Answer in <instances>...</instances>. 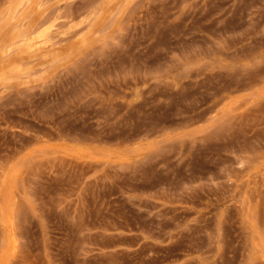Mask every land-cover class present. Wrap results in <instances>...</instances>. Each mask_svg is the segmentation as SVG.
I'll use <instances>...</instances> for the list:
<instances>
[{
	"label": "rangeland",
	"instance_id": "obj_1",
	"mask_svg": "<svg viewBox=\"0 0 264 264\" xmlns=\"http://www.w3.org/2000/svg\"><path fill=\"white\" fill-rule=\"evenodd\" d=\"M0 264H264V0H0Z\"/></svg>",
	"mask_w": 264,
	"mask_h": 264
}]
</instances>
